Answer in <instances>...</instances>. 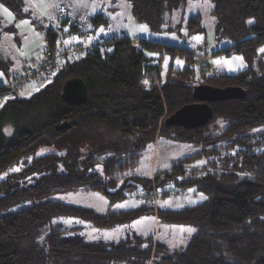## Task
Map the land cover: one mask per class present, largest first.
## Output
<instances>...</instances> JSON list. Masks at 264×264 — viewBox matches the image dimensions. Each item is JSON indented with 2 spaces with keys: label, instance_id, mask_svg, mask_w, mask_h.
I'll use <instances>...</instances> for the list:
<instances>
[{
  "label": "trees",
  "instance_id": "obj_1",
  "mask_svg": "<svg viewBox=\"0 0 264 264\" xmlns=\"http://www.w3.org/2000/svg\"><path fill=\"white\" fill-rule=\"evenodd\" d=\"M130 1L135 19L152 31L161 30L166 16L187 2ZM211 1L217 35L233 41L219 53L248 52V68L236 74L196 78L189 65L170 68L163 78L160 57H150L145 48L175 47L118 36L102 40L113 42L109 49L55 67L51 80L29 97L4 89L9 94L0 106V264H264V129L257 130L264 126V62L254 65L264 42V0ZM0 2L19 16L25 13L24 0ZM189 26L203 28L196 16ZM58 36L55 28H46V49L58 46ZM6 62L0 57V71L11 77ZM75 77L87 85L84 104L62 96L65 82ZM200 84L239 86L244 94L210 101L213 116L203 126L166 124L197 101L194 89ZM162 138L220 143L181 156L152 176L141 170L142 157ZM203 158V165H194ZM153 186L159 188L156 196ZM175 187H196L206 199L179 209L158 206V196ZM81 189L103 192L107 210L51 198ZM129 197L139 200L138 206L113 207ZM148 213L195 231L185 246L171 249L156 233L95 241L53 221L76 217L107 228Z\"/></svg>",
  "mask_w": 264,
  "mask_h": 264
},
{
  "label": "rangeland",
  "instance_id": "obj_2",
  "mask_svg": "<svg viewBox=\"0 0 264 264\" xmlns=\"http://www.w3.org/2000/svg\"><path fill=\"white\" fill-rule=\"evenodd\" d=\"M24 2L23 11L25 8H28L29 11H24L23 16H19L14 10L0 2L13 13L14 17L10 19L0 10V57L6 59L7 67L12 74L11 77H7L4 71H0L2 73L0 85L10 84L15 74L25 72L27 68L37 65L44 59L47 45L45 38L47 27H53L58 31V45L66 40L78 42L88 40L84 37L89 34L91 37L89 42L94 43L101 41H94L92 38L111 39L127 36L137 39L138 44L143 43L142 40H148L175 47L174 51L167 52L165 49L161 51L159 48H145V52L150 57H160L163 78L166 77L168 69H184L189 65L192 67L196 78L216 73L236 74L249 66L246 57L248 52L245 50L233 49L219 53L231 47L233 41L217 35V20L213 13L211 0H187L185 4L180 5L166 16L164 25L159 31H152L146 23L135 19L130 0H24ZM53 2L60 5L54 11L50 7ZM63 8L65 14H61ZM45 12L53 18L50 19L48 15L42 14ZM97 15L104 20L93 23L92 18ZM38 16L40 19H37ZM192 16L199 19L203 27L202 30L193 31L190 29L189 20ZM63 19H67L66 22ZM23 21H29V23H22ZM75 24L82 25V29ZM73 25L77 27V30H73ZM142 26H146L147 30H143ZM101 28H103V32L100 31ZM79 35L82 36L79 37ZM261 49H264V42L257 46L254 65L258 60L264 62V51H260ZM187 53L191 54L192 57ZM216 60H220L221 63H214ZM177 61L182 63H177ZM55 72L56 69L52 70L45 81L30 79L18 90L20 96L29 97L37 92V89H42L51 80ZM8 94L9 92L5 93L6 96ZM263 129L264 126L257 130ZM216 143L220 142H205L194 145L190 142L162 138L160 143H156L155 149L151 148L143 155L140 168L145 172L150 171L153 176L157 168L164 170L170 167L177 158L204 148L216 147ZM205 162V158L199 159L194 162V165L201 166ZM169 188H172V185L168 186ZM201 193L205 196L196 187H188L183 190L175 187L167 194L158 196V206L170 209L183 208L201 202L202 200L199 198ZM51 198L89 206L99 212H105L109 206L108 197L103 192L95 190L81 189L59 192ZM139 202L136 198L129 197L117 201L113 207L119 209L132 208L138 206ZM121 204L125 207H116V205ZM19 207L20 205L10 210L14 211ZM53 221L62 223L67 227H76V229L71 230L72 234L78 233L88 240L95 241L111 242L124 238L128 234L156 233L159 239L171 249H179L185 246L194 232L189 233L186 230H181L189 227L194 229L190 225L159 222L152 213L144 214L128 223L107 228L92 226L89 222L76 217L59 216L55 217Z\"/></svg>",
  "mask_w": 264,
  "mask_h": 264
},
{
  "label": "water",
  "instance_id": "obj_3",
  "mask_svg": "<svg viewBox=\"0 0 264 264\" xmlns=\"http://www.w3.org/2000/svg\"><path fill=\"white\" fill-rule=\"evenodd\" d=\"M88 89L85 81L80 77L67 80L63 85L62 96L70 104H84L87 100ZM243 89L239 86L216 87L209 84L197 85L194 89L196 102L187 104L170 117L166 124H176L187 128L203 126L213 116L210 101H221L242 97ZM61 127V126H60Z\"/></svg>",
  "mask_w": 264,
  "mask_h": 264
},
{
  "label": "built area",
  "instance_id": "obj_4",
  "mask_svg": "<svg viewBox=\"0 0 264 264\" xmlns=\"http://www.w3.org/2000/svg\"><path fill=\"white\" fill-rule=\"evenodd\" d=\"M65 13L66 12L63 8L61 14ZM75 25L82 29V25ZM85 38L88 40L81 42L71 40L68 41V43H61L55 49H46L43 60H41L37 65L27 68L25 72L15 74L13 81L4 88L0 89V105L3 104L6 98L4 89L9 90L10 88H13L19 90L22 85L30 81V79L45 81L55 67H61L65 62L77 60L92 51L109 49L111 48L110 45L113 43L112 41H101L100 43L89 42V34H87L84 39ZM153 187V192L156 196L159 192V188H156L155 186ZM138 193L143 195L145 192L144 190H141Z\"/></svg>",
  "mask_w": 264,
  "mask_h": 264
},
{
  "label": "snow or ice",
  "instance_id": "obj_5",
  "mask_svg": "<svg viewBox=\"0 0 264 264\" xmlns=\"http://www.w3.org/2000/svg\"><path fill=\"white\" fill-rule=\"evenodd\" d=\"M59 3H56V2H53V3H51V5H50V7L53 9V11L55 10V9H57V8H59ZM0 10H2V12L8 17V18H14L13 17V13L12 12H10L9 11V9L7 8V7H5L3 4H0ZM24 11L25 12H27V11H29V9L28 8H25L24 9ZM42 14H44V15H48L49 16V18L50 19H52L53 17L49 14V13H42ZM37 19H40V17L38 16L37 17ZM252 21H249V23H251ZM22 23H25V24H27V23H29V21H23ZM17 27H19V25H17ZM142 28H143V30H147L146 29V26H142ZM65 31H67V29H65ZM100 31L101 32H103V28H101L100 29ZM89 39L91 40V37H89ZM197 39H199V37H197ZM65 43H68V41H65ZM260 51H264V49H261ZM238 59H242V58H238ZM177 63H182V62H180V61H177ZM214 63H216V64H220L221 63V61L220 60H216V61H214ZM230 66V65H229ZM234 70V69H233ZM0 76H2V73H0ZM144 83L145 84H147L148 83V81H144ZM39 89H37V91H38ZM0 106H2V105H0ZM9 134H11V132H10V130H9ZM166 166V165H165ZM201 200H203V199H206V197L201 193L200 194V197H199ZM165 203H168V202H165ZM116 207H125V205H123V204H121V205H116ZM182 231L183 230H186V231H188L189 233H191V232H193V231H195V229H193V228H187V229H181Z\"/></svg>",
  "mask_w": 264,
  "mask_h": 264
},
{
  "label": "crops",
  "instance_id": "obj_6",
  "mask_svg": "<svg viewBox=\"0 0 264 264\" xmlns=\"http://www.w3.org/2000/svg\"><path fill=\"white\" fill-rule=\"evenodd\" d=\"M64 20V19H63ZM82 36V35H79V37ZM72 38V37H71ZM94 41H102V40H108V39H97V38H92ZM137 41V39H135ZM67 41V40H66ZM64 42V41H62ZM65 43V42H64Z\"/></svg>",
  "mask_w": 264,
  "mask_h": 264
}]
</instances>
